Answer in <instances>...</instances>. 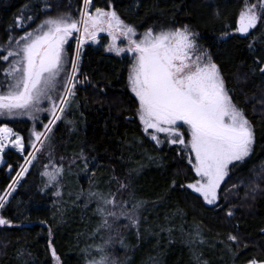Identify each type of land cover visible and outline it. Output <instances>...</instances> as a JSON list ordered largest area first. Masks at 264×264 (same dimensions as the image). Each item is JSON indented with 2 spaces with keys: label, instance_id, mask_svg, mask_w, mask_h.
Masks as SVG:
<instances>
[{
  "label": "trees",
  "instance_id": "trees-1",
  "mask_svg": "<svg viewBox=\"0 0 264 264\" xmlns=\"http://www.w3.org/2000/svg\"><path fill=\"white\" fill-rule=\"evenodd\" d=\"M47 3L52 6L48 15L78 17L83 7V0ZM244 5L245 0H92L91 9L112 8L139 31L188 25L218 65L255 137L250 156L230 166L218 204L207 205L189 189L172 187L174 180L179 185L192 182L195 173L179 147H158L143 134L137 101L126 86L129 58L107 54L101 45H85L76 110L57 127L56 146L63 161L56 167L64 170L60 187H45L47 177L38 163L31 166L0 209V216L11 221L0 226V264H89L104 255L96 251L101 245L105 249V232L98 231L102 218L89 191L116 193L121 200L133 193L145 201L139 230H120L114 249L117 264H198L197 257L200 264L264 261V74L259 71L264 66V19L249 34L236 33ZM44 7L45 0H0V45L34 28L44 19ZM21 13L39 19L26 21L21 30L15 25ZM225 32L230 35L223 36ZM4 68L6 62L0 61V80ZM8 124L24 136L29 127L27 121ZM5 157L12 166L22 160L11 151ZM11 178L0 170V191ZM120 183L128 188L118 192ZM229 209L234 210L231 217L226 215ZM230 235L237 242L230 241Z\"/></svg>",
  "mask_w": 264,
  "mask_h": 264
},
{
  "label": "snow or ice",
  "instance_id": "snow-or-ice-1",
  "mask_svg": "<svg viewBox=\"0 0 264 264\" xmlns=\"http://www.w3.org/2000/svg\"><path fill=\"white\" fill-rule=\"evenodd\" d=\"M258 7L260 12L257 11ZM91 8L92 0H83L78 17L70 13L48 15L52 6L45 0L42 10L44 19L31 31H24L19 37H9L7 48L0 45V49L6 52L0 55V61L8 62V67L2 70L4 79L0 80V116H29L34 121L39 120L37 114L40 112H47L51 116L48 123L43 124V131L33 128L29 140L33 150L24 157V164L19 165L20 170L5 194L0 195V209L5 206L20 178L29 171L37 154L43 152L53 125L63 119L75 100L77 85L84 82L78 78V58L82 45L87 40L96 41L100 32H107L112 37L108 51H115L117 55L127 51L135 55L128 82L138 101L136 112L143 131L157 144L161 143L158 134L164 133L169 144L181 146V152L195 173L193 182L179 185L174 180L172 187L190 189L202 197L207 205L216 206L230 166L235 167L250 156L255 139L251 122L244 110L234 102L218 65L207 50L200 48L197 44L198 34L188 25L170 28L151 26L137 40L136 27L125 23L115 10L96 7L91 11ZM37 19L39 15L26 16L21 13L17 15L15 25L23 30L26 21L35 23ZM261 19H264V3L249 5L245 0V7L240 11L233 30L249 34ZM156 27H159L158 31ZM74 33L77 34L76 56L71 60L69 70L65 45ZM222 35L230 34L225 32ZM120 36L127 39L126 49L115 46ZM259 71L264 74V66ZM44 103L49 107L43 108ZM184 126L186 131H180ZM9 148L23 153L25 142L19 133L4 124L0 126V162H3L5 150ZM84 162L85 171H88L87 158H84ZM44 167L42 175L47 177L45 187L57 185L63 168L53 167L49 170L47 165ZM127 188L128 185L120 183L117 191ZM257 189L258 185L250 190L255 192ZM55 195L59 196L60 192L57 191ZM88 196L90 201L96 200V213L102 218L98 231L111 228L109 217L126 219L129 221L128 227L139 229V213L145 201L136 199L133 193L119 203L116 193L106 195L101 191H89ZM109 208L113 210L109 211ZM233 214V209L226 213L228 217ZM10 223L0 216V226ZM195 235H200L198 230ZM228 239L237 242L236 236L230 235ZM96 251L103 253L104 246H99ZM52 256L59 261L55 249H52ZM197 261L200 264V257H197ZM89 264H109V259L101 255L100 259L92 260ZM203 264L207 262L203 261ZM248 264H264V261L252 259Z\"/></svg>",
  "mask_w": 264,
  "mask_h": 264
},
{
  "label": "rangeland",
  "instance_id": "rangeland-1",
  "mask_svg": "<svg viewBox=\"0 0 264 264\" xmlns=\"http://www.w3.org/2000/svg\"><path fill=\"white\" fill-rule=\"evenodd\" d=\"M247 3L249 5H260V4L264 3V0H248ZM244 7H245V5H244ZM244 7L242 8V10L244 9ZM90 10L91 11H94L95 8L90 9ZM105 10H112V8H107ZM257 11L258 12L261 11L259 7L257 8ZM176 27H180V26H176ZM164 28H170V27H164ZM32 29H30L28 31H31ZM146 29L141 30V31L137 30V36L135 37V39L139 40L140 39V35ZM155 30L158 31L159 30V27H156ZM8 44H9V42L5 45L4 48H7L8 47ZM71 44H73V50H69V46ZM111 44H112V37L109 36L107 32H100L97 35L96 41H91V40L85 41V43L82 45L81 51L83 50V48L85 47V45H92L93 47H97V46H100L101 45L102 48H103V51L105 53H107V54H111V55L118 56V57H127V58H129L130 63L128 65L127 72H126V86H127L128 90L130 91V93L134 96V94L131 92V89H130V86H129L128 77H129V74H130V69H131L133 63L135 62V55L133 53L127 52V51L122 52L119 55H117L115 51H108L107 49H108L109 45H111ZM197 44L200 46L201 49L206 50L202 45H200L198 43V40H197ZM76 45H77V34L74 33L73 36L69 38L68 43L65 45V55H66L67 60L69 61V63L67 64V68L69 70L71 69V60L76 56ZM115 46L118 47V48H125L126 49L127 46H128L127 39L125 37H123V36L118 37L117 40L115 41ZM4 54H6V52H4ZM80 54H81V52H80ZM197 54H199V53H197ZM78 59H79V66H80V59H81L80 55H79V58ZM7 67H8V62H6V68ZM79 73H80V70H79ZM78 78L81 81H83L82 80L83 78L80 75L78 76ZM81 84H83V83H81ZM81 84H78L77 85V88H79ZM77 88H76V92H77ZM134 98H135V96H134ZM137 106H138V101H137ZM42 107L43 108H47V107H49V105L47 103H44V104H42ZM75 110H76V96H75V100L71 103L70 107L67 109L66 113L64 114L63 119L57 121L56 124L53 125L52 132L49 134L50 135V139L47 140V141H45V146H44L43 152L42 153H38L37 154V159L33 162V164H35V162L38 163L39 168H41V170L43 172L45 171V167L44 166L47 165L48 168H49V170H51L53 167H56L57 162H62L63 161V158H62V156L59 155L58 150H57V146H56L57 137H58L57 127H58V125L60 123H66L69 120V118H71V115L73 114V112ZM37 115L39 116V120L38 121H34L29 116H13V117L0 116V126H3L4 124H7L8 127L12 128L8 124V122H11V121H27L29 123V127H28V130H27L25 136L22 133L14 130L12 128L14 132L19 133V135L24 138L25 151L23 153H21V152H19L16 149H12V148L6 149L5 150V153L3 155V162H0V170H1L2 174H5L8 177H11L12 176L10 184L13 183V178L16 177L17 172L20 170L19 165L24 164V162H25L24 161V157L27 156L28 152H30V151L33 150L31 148L30 144H29V140L31 138V132H32L33 128H35L36 130H39V131H43V124H47L48 121H49V119H51L50 114L47 113V112H40ZM136 117H137V112H136ZM137 120L139 121L138 117H137ZM139 123H140V121H139ZM140 126H141V130H142L143 134L152 143H154L156 146L160 147V146H162L165 143L168 144V145H172V144H169L167 142V138H166V135L164 133H159L158 134L161 143L160 144H157L155 141L151 140V137H150L149 134H147V133H145L143 131V126H142L141 123H140ZM180 131H186V126L180 128ZM175 146H177V147H179L181 149V146H179V145H175ZM10 151L13 152V153L18 154L21 157V159H22L21 162L19 164H17L16 166H12L10 163H8V160L5 157V154L7 152H10ZM32 165L29 166V169L31 168ZM9 166H11V168H9ZM63 174H64V172H63ZM25 175L20 178V181L25 177ZM227 178L228 177H226V179ZM224 183L222 184V187H223ZM18 184H16V186ZM57 186L60 187L59 185H57ZM190 191H192V190H190ZM4 194H5V190L4 191H0V195H4ZM219 195H220V193H219ZM200 198L203 201L202 197H200ZM116 200H117L118 203L121 201L120 195H116ZM108 210L109 211H112L113 209L109 208ZM116 210L118 211V209H116ZM139 214H140V223H141L142 222L143 215H142L141 211H140ZM108 223L111 225V228H104L103 229L104 232H105V241H104V243L107 242V241H109V240H111V242L110 243H105L104 255L108 257L109 264H112V262H114V264H117V256L118 255L114 254L115 253V250H114L115 249V245L117 244L116 243V239L119 236V233H120V230H121L122 226H125L126 228H128L127 225H129V221L126 220V219H123V218H121L119 220H116L114 218L109 217L108 218ZM108 230L111 233H109ZM136 230H139V229H136ZM98 259H100V258H98ZM246 264H248V263H246Z\"/></svg>",
  "mask_w": 264,
  "mask_h": 264
}]
</instances>
